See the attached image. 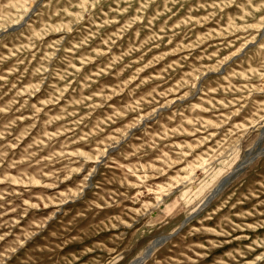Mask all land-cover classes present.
Segmentation results:
<instances>
[{"label":"rangeland","instance_id":"rangeland-1","mask_svg":"<svg viewBox=\"0 0 264 264\" xmlns=\"http://www.w3.org/2000/svg\"><path fill=\"white\" fill-rule=\"evenodd\" d=\"M149 246L264 264V0H0V264Z\"/></svg>","mask_w":264,"mask_h":264},{"label":"water","instance_id":"water-1","mask_svg":"<svg viewBox=\"0 0 264 264\" xmlns=\"http://www.w3.org/2000/svg\"><path fill=\"white\" fill-rule=\"evenodd\" d=\"M14 26H15V25H11L10 28H12V27H14ZM226 180H227V176L223 177V178L218 182V184L215 186V188L212 190V192L210 193L209 196L213 195V194H214V193H215V192H216V191H217V190L223 185V183H224ZM150 248H151V246L147 247V248L144 250L143 254H142L140 257H138V258L132 260L129 264H134V263L139 262L143 257H145V256L149 253Z\"/></svg>","mask_w":264,"mask_h":264}]
</instances>
